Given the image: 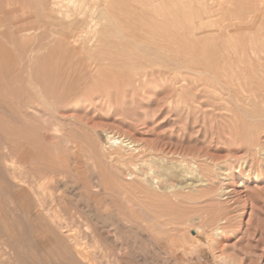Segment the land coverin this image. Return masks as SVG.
<instances>
[{
	"label": "rangeland",
	"instance_id": "obj_1",
	"mask_svg": "<svg viewBox=\"0 0 264 264\" xmlns=\"http://www.w3.org/2000/svg\"><path fill=\"white\" fill-rule=\"evenodd\" d=\"M0 264H264V0H0Z\"/></svg>",
	"mask_w": 264,
	"mask_h": 264
},
{
	"label": "bare ground",
	"instance_id": "obj_2",
	"mask_svg": "<svg viewBox=\"0 0 264 264\" xmlns=\"http://www.w3.org/2000/svg\"><path fill=\"white\" fill-rule=\"evenodd\" d=\"M49 4V3H48ZM106 8V6L103 8V9H105ZM108 9H110V7L108 8ZM85 23V22H84ZM116 25V24H115ZM118 27V26H117ZM203 27V26H202ZM236 29V28H235ZM157 31V30H156ZM166 34V33H165ZM191 39V38H190ZM67 40V39H66ZM188 40V39H187ZM194 40V39H193ZM142 44V43H141ZM158 46V45H157ZM159 49H160V47H158ZM78 49V48H77ZM140 51V50H139ZM145 52V51H144ZM143 51H141V52H139V54L140 53H144ZM147 52V51H146ZM138 54V53H137ZM170 54V53H169ZM102 55V54H101ZM229 55V54H228ZM108 56V55H107ZM138 56V55H137ZM211 57V56H210ZM107 58V57H106ZM225 59V58H224ZM129 60V59H128ZM129 62V61H128ZM120 63V62H119ZM209 65V64H208ZM86 66V65H85ZM151 72H153V71H151ZM226 72V71H225ZM145 75V74H144ZM157 75V74H156ZM225 78V77H224ZM125 82V81H124ZM228 82V81H227ZM88 86V85H87ZM237 88V87H236ZM216 93H218V92H216ZM220 93H221V91H220ZM219 95V94H218ZM220 96V95H219ZM105 97V96H104ZM224 97V96H223ZM221 98V97H220ZM226 98V97H225ZM195 99V98H194ZM111 137V135H107V138H110ZM121 139V138H120ZM108 140V139H107ZM112 140V139H111ZM120 141V140H119ZM127 141V140H126ZM130 141V140H129ZM122 143H124V142H122ZM23 149V148H22ZM121 149H122V147H121ZM135 149V148H134ZM108 151V150H107ZM137 152V151H136ZM128 155V154H127ZM110 157H111V155H110ZM113 157V156H112ZM128 158V157H127ZM12 160H15V159H13L12 158ZM98 160V159H97ZM129 160V159H128ZM12 162H14V161H11V163ZM17 162V161H16ZM13 164H15L16 165V163H13ZM17 166V165H16ZM48 167V166H47ZM18 168H19V165H18ZM196 169V168H195ZM191 170V169H190ZM134 172V171H133ZM186 172H188V171H186ZM191 172V171H190ZM116 173V172H115ZM193 173H194V171H193ZM87 174V173H86ZM135 175H137L139 178H140V180H149L150 179V177H151V174L149 175L147 172H144V171H138V173L137 172H135L134 173ZM192 173H190V175H191ZM195 175V174H194ZM42 176V175H41ZM196 176V175H195ZM131 177H132V175H131ZM200 177V176H199ZM35 178V177H34ZM186 178V177H185ZM101 179V178H100ZM122 180V179H121ZM154 180V179H153ZM198 181V180H197ZM146 182V181H145ZM169 182V181H168ZM200 182V181H199ZM198 182V183H199ZM106 183V182H105ZM128 183V182H127ZM76 190V189H75ZM174 190H176V189H174ZM186 191V190H185ZM133 193V192H132ZM123 194V193H122ZM155 198V197H154ZM192 198V197H191ZM194 200V199H193ZM160 203V202H159ZM164 203V202H163ZM37 205V204H36ZM157 205V204H156ZM150 208V207H149ZM172 211V210H171ZM89 212V211H88ZM173 212V211H172ZM52 217V216H51ZM138 218V217H137ZM136 226V225H135ZM216 228H218V227H216ZM78 229V228H77ZM121 232V231H120ZM141 232V231H140ZM46 237V236H45ZM146 238V237H145ZM39 240V239H38ZM75 240V239H74ZM18 242V241H17ZM74 242V241H73ZM79 247V246H78ZM77 248V247H76ZM62 260V259H61ZM65 260V259H64ZM71 262V261H70Z\"/></svg>",
	"mask_w": 264,
	"mask_h": 264
}]
</instances>
